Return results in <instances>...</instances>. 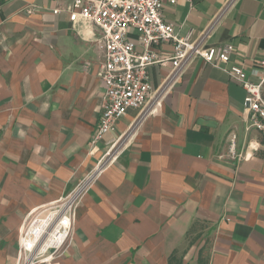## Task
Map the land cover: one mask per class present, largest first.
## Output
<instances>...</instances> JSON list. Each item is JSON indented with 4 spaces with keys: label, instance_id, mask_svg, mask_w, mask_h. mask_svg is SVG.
<instances>
[{
    "label": "crops",
    "instance_id": "1",
    "mask_svg": "<svg viewBox=\"0 0 264 264\" xmlns=\"http://www.w3.org/2000/svg\"><path fill=\"white\" fill-rule=\"evenodd\" d=\"M229 1L162 0V18L196 40ZM72 2L0 0V264H15L23 218L72 192L130 128L77 206L66 253L49 264H264V135L250 127L241 86L196 59L152 114L138 120L128 110L92 145L104 92L100 35L73 27ZM225 43L226 67L242 66L257 83L264 0L233 2L205 47ZM171 68H147L151 92Z\"/></svg>",
    "mask_w": 264,
    "mask_h": 264
},
{
    "label": "built area",
    "instance_id": "2",
    "mask_svg": "<svg viewBox=\"0 0 264 264\" xmlns=\"http://www.w3.org/2000/svg\"><path fill=\"white\" fill-rule=\"evenodd\" d=\"M234 1L226 4L196 40H190L189 34L179 37L174 27L163 20L162 0H73L69 12L73 27L88 23L100 35L98 77L104 92L92 145L112 132L128 110H137L138 120L152 114L181 72L196 59L221 69L241 86L245 93L243 107L250 116V127L264 135V57L259 63L258 82L252 83L246 78L242 66L226 67L233 53L231 44L205 47L214 25ZM175 2L169 0L171 5ZM131 32L137 36L136 43L128 38ZM163 43H170L173 47L170 58H164L152 49ZM136 47L141 48V52H137ZM164 62L171 63L170 74L157 91L151 92L146 70ZM132 130H128L129 138ZM116 141L106 144L93 170L72 192L46 207L31 210L25 216L18 239V259H23V264H48L65 253L71 240L77 206L97 177L120 156L121 152H112ZM24 259L27 261L24 262Z\"/></svg>",
    "mask_w": 264,
    "mask_h": 264
},
{
    "label": "rangeland",
    "instance_id": "3",
    "mask_svg": "<svg viewBox=\"0 0 264 264\" xmlns=\"http://www.w3.org/2000/svg\"><path fill=\"white\" fill-rule=\"evenodd\" d=\"M129 131H127L126 133H124V134H122L121 136V138L119 139V141L117 142L116 140H117V138H115V139H112V140H115L117 143L115 144V147H114V149H113V151L112 152H122L123 150H124V148H125V146L128 144V141H129ZM119 138V137H118ZM104 153V152H103ZM25 218V217H24ZM24 218H23V220H24ZM23 222V221H22ZM22 224V223H21ZM18 239H19V231H18ZM18 239H17V243H16V256H15V264L17 263V260H18ZM70 246V243H69V245H68V247ZM67 247V248H68ZM66 251H67V249H66ZM66 251H65V253H66ZM64 253V254H65ZM64 254L62 255V256H64ZM61 256V257H62ZM60 258V257H59ZM27 260L26 259H24V262H26ZM51 263V262H50ZM19 264H23V259H21L20 260V262H19ZM49 264V263H48Z\"/></svg>",
    "mask_w": 264,
    "mask_h": 264
},
{
    "label": "trees",
    "instance_id": "4",
    "mask_svg": "<svg viewBox=\"0 0 264 264\" xmlns=\"http://www.w3.org/2000/svg\"><path fill=\"white\" fill-rule=\"evenodd\" d=\"M169 264H173V260L170 258V260H169ZM175 264V263H174ZM176 264H177V262H176Z\"/></svg>",
    "mask_w": 264,
    "mask_h": 264
}]
</instances>
